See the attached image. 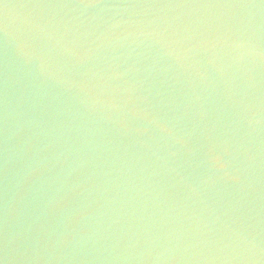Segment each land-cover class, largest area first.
I'll use <instances>...</instances> for the list:
<instances>
[{"label":"water","instance_id":"obj_1","mask_svg":"<svg viewBox=\"0 0 264 264\" xmlns=\"http://www.w3.org/2000/svg\"><path fill=\"white\" fill-rule=\"evenodd\" d=\"M0 264H264V0H0Z\"/></svg>","mask_w":264,"mask_h":264}]
</instances>
